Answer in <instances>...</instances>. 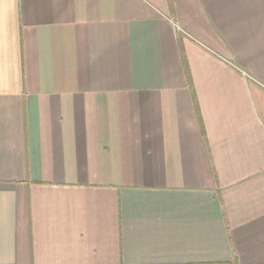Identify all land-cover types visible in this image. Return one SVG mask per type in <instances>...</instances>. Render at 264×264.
<instances>
[{
  "label": "crops",
  "instance_id": "obj_1",
  "mask_svg": "<svg viewBox=\"0 0 264 264\" xmlns=\"http://www.w3.org/2000/svg\"><path fill=\"white\" fill-rule=\"evenodd\" d=\"M0 264H264V0H0Z\"/></svg>",
  "mask_w": 264,
  "mask_h": 264
}]
</instances>
